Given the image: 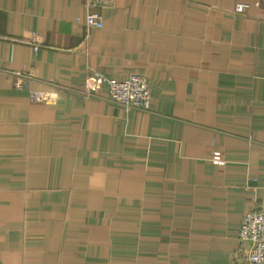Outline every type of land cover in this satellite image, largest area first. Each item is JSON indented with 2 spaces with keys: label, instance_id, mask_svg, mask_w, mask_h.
Here are the masks:
<instances>
[{
  "label": "crops",
  "instance_id": "crops-1",
  "mask_svg": "<svg viewBox=\"0 0 264 264\" xmlns=\"http://www.w3.org/2000/svg\"><path fill=\"white\" fill-rule=\"evenodd\" d=\"M256 1L114 0L87 28L86 0H0V264H250L238 229L264 208ZM132 74L148 111L105 84L85 93L87 78Z\"/></svg>",
  "mask_w": 264,
  "mask_h": 264
},
{
  "label": "built area",
  "instance_id": "built-area-1",
  "mask_svg": "<svg viewBox=\"0 0 264 264\" xmlns=\"http://www.w3.org/2000/svg\"><path fill=\"white\" fill-rule=\"evenodd\" d=\"M114 0H86L84 23L87 28H100L103 26L101 9L112 4ZM264 0H257L254 5L259 6ZM247 3H236L235 13H244L249 9ZM34 38L31 39V42ZM34 50L37 47L34 46ZM29 78L23 72H13L12 85L15 89L22 88L23 81ZM105 84L108 98L123 106L125 109L148 111L151 94L147 79L140 74H132L124 81L107 79L102 76L87 78L86 95H93L95 90ZM31 101L44 102L54 98L52 93L44 91H31ZM211 161L214 164H223L224 160L218 151L212 152ZM238 239L241 243L249 244L247 260L250 264H264V208L257 212L246 213L238 229Z\"/></svg>",
  "mask_w": 264,
  "mask_h": 264
}]
</instances>
